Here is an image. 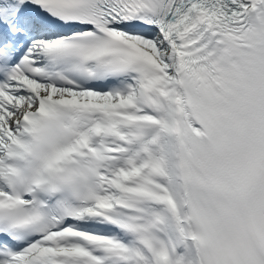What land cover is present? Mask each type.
I'll use <instances>...</instances> for the list:
<instances>
[{
	"label": "snow or ice",
	"instance_id": "1",
	"mask_svg": "<svg viewBox=\"0 0 264 264\" xmlns=\"http://www.w3.org/2000/svg\"><path fill=\"white\" fill-rule=\"evenodd\" d=\"M0 264H264V0H0Z\"/></svg>",
	"mask_w": 264,
	"mask_h": 264
}]
</instances>
